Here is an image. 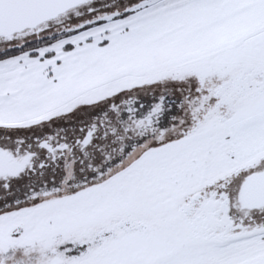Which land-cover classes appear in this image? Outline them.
<instances>
[{
    "label": "snow or ice",
    "instance_id": "obj_1",
    "mask_svg": "<svg viewBox=\"0 0 264 264\" xmlns=\"http://www.w3.org/2000/svg\"><path fill=\"white\" fill-rule=\"evenodd\" d=\"M0 264H264V0H0Z\"/></svg>",
    "mask_w": 264,
    "mask_h": 264
}]
</instances>
